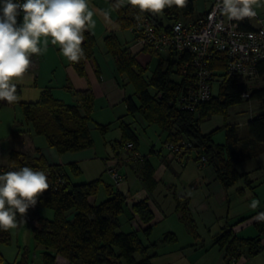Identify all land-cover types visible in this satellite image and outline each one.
Listing matches in <instances>:
<instances>
[{"label": "trees", "instance_id": "trees-1", "mask_svg": "<svg viewBox=\"0 0 264 264\" xmlns=\"http://www.w3.org/2000/svg\"><path fill=\"white\" fill-rule=\"evenodd\" d=\"M110 2L118 15L120 29L132 30L136 41L135 32L140 16L150 21L159 32H171L175 23L193 18L195 14V0H186L183 8L173 5L164 9L165 17L169 21V24L165 25L151 19L147 12H141L137 7L132 5L123 7L120 0ZM84 37L81 45L84 55L78 62L70 61L81 75L85 74L84 64L95 60L96 49V38L90 30H85ZM105 45L116 62L120 80L126 75L129 84H132L135 90L131 97L124 100L128 111L126 116L140 115L149 126H156L165 132L167 149L171 151L168 146L175 148L171 151L174 160L184 159L196 151L194 161L208 165L226 189L233 188L241 180L246 179V175L240 174L237 168L245 160L258 155L257 152H253L252 143L264 145V86L250 90V85L227 78L225 71L228 56L225 53L214 52L209 67L213 71L215 81L220 85L219 94L198 105L195 111L184 110L179 107L177 101L182 92L188 93V87L192 83L190 82L192 75L182 77L184 74L182 66L189 60V55H175L170 51L168 60H164L162 58L164 51L143 47L144 52L159 59L158 66L150 75V68L143 67L137 56L132 55L123 46L116 34L108 35L105 38ZM258 74V78H264V62L260 64ZM22 91V85L16 84L17 97L22 95ZM245 93L250 95L248 99L243 98ZM75 96L76 104L66 103L54 95L52 87H46L38 101L12 103L19 104L22 110L23 119L20 120L19 134L23 137L30 134L44 136L49 147L59 154L77 153L92 148L94 139L91 124L94 121L95 94L88 89L76 91ZM245 101L258 102L261 107V112L249 120L245 135L240 137L237 128L226 126V142L216 144L214 135L217 130L203 134L201 130L203 123L210 121L213 116L228 118L230 108ZM124 117L120 119L119 124L121 140L113 146L118 161L115 168L119 171L124 164L131 163L139 157L137 153L139 137L131 129V124L125 123ZM97 126L105 135L111 124ZM246 140L249 141L246 143L244 142ZM242 142L245 145H242ZM128 144L133 145L132 150H127ZM124 148L133 154L126 160L121 157V152H117L118 149ZM243 148H247L248 151H244ZM36 154L37 156H31L12 150L8 166L0 165V174L29 167L33 170H42L48 176L49 189L41 194L37 204L30 207L25 214L17 213V223L27 221L29 217L26 218V215L29 212L36 217L37 223L32 227L34 238L39 246L50 252L43 255L44 264H57V256L64 257L69 264H154L158 257L159 245L148 241L156 217L149 197L138 201L131 193H122L120 186H117L108 174V169L106 173L112 185L106 183L102 177L87 183H75L73 176L82 173L77 163L69 164V169L63 165L50 164L40 149H36ZM203 158L206 162L202 160ZM140 160L143 184L152 194L159 184L155 178L156 169L147 157ZM58 178H63L66 186L55 185ZM103 185L108 199L101 203H93ZM248 186L254 189L252 182H248ZM41 208L53 210L55 218L48 220L40 216ZM176 210L183 222L190 220L185 197L180 196ZM124 217L128 223H136L138 227L129 232L122 231ZM255 227L259 231L256 238L245 239L230 230L218 236L214 246L224 251L233 261L241 258L243 254L253 257L264 249L261 238L264 235V221H256ZM11 241V229H0V248L9 245ZM176 241L177 235L174 233H168L162 239L163 244H172ZM0 263L9 264L5 262L1 252Z\"/></svg>", "mask_w": 264, "mask_h": 264}, {"label": "rangeland", "instance_id": "rangeland-1", "mask_svg": "<svg viewBox=\"0 0 264 264\" xmlns=\"http://www.w3.org/2000/svg\"><path fill=\"white\" fill-rule=\"evenodd\" d=\"M125 3H128V0H125L124 4ZM257 4L262 7V5H264V0H257ZM147 13L151 19L158 20L165 25L169 24V21L165 17L164 10L161 13H152L150 11H147ZM93 20L95 21V27L91 28V30L96 38L95 50H97V57L101 62L104 71L103 77L105 79L108 76L111 77L110 73L113 72L114 67V60L111 55L107 53L104 40L106 35L111 31L106 29L104 22L97 14L93 15ZM131 36L132 34L128 33V31L119 32V38L123 42L126 39L131 40ZM158 64L159 59L153 57L150 66V75L153 73L154 69H156ZM65 72L64 66L58 62L57 67L55 66V68L52 69L47 68L46 73L38 78L35 84L29 81L22 83V95L18 97L17 101H38L41 91L49 85L55 88L53 93L57 98L66 103L77 101L75 93H73V95L68 90L72 83L70 84V81L66 80ZM122 81L120 80L116 84L114 82L111 83L110 81H105V84L109 86V89H117L114 93L119 99L123 95L126 97L132 96L135 92L133 85L129 84L126 75L122 77ZM120 85L123 87H120ZM263 86L264 78H258L250 84V90L261 88ZM219 91L220 85L216 82L214 85V95L217 96ZM111 94L112 93H109V95ZM109 95L106 94V92L103 95L97 92L95 96L93 118L95 122L100 125L106 126L110 123L112 124L105 135L98 128L91 130L94 139V146L84 151H91L93 159L87 158L85 161L79 163L82 173L79 176H73V180L75 183H84L85 181H94L102 177L106 183L113 184L109 175L106 173V164L110 165L109 167L115 166L117 158L115 157L116 150L113 146L117 141L121 140L122 132L119 124L120 119L125 116V123L129 125L131 124V129L139 137V156L141 159L144 157H147L148 159L151 158L158 170L157 175L160 182L157 191L154 194L156 201L152 200L150 204L160 216H156L155 225L149 238L150 240H148L150 243H158L159 245V250H157V252L160 256L155 259V264H196L198 262V264H206V260L201 262L196 261L197 258L194 255L195 252L192 251L194 248L190 246L191 243L198 240L192 229L200 235L207 236V239L210 238L211 235L208 234L209 230L206 227V224L208 223L206 221L207 215L203 213L201 207L198 209L197 206L198 203H205V189L198 186L193 191L186 186V183H190L189 180L191 177L202 170L199 169V165L194 161L196 151L186 157L182 163L174 160L171 156L173 153L166 147L165 141L167 134L156 126H149L140 115L136 117L126 116L128 113L126 103L119 101L117 102V105H112L108 99ZM260 112L261 107L258 102L245 101L240 105L231 107L228 118L213 116L210 121L201 125V130L203 134H209L217 130L218 132L214 135V141L216 144H223L226 142V126L232 125L237 128L239 136L241 137L248 129L249 120L256 117ZM22 119V110L19 104L14 105L8 104L6 101H0V165L8 166L9 154L12 150L20 151L26 155H32L36 153V148H38L42 151V155L50 164L61 163L62 165L63 163L64 166L69 168L65 161L66 156L80 155L84 152L59 154L55 149L49 147L47 139L44 136L30 134L23 137L19 134L21 128L20 120ZM17 135L19 136L17 137ZM153 150H155V152H153ZM117 152H121V157L124 160L133 155L132 152H127L125 148L123 150L118 149ZM84 154L85 153L81 154V156H84ZM67 158L68 160L71 159V157ZM136 166L138 167V164H136ZM208 170H211V168H205L203 171L207 173ZM120 172L126 177L121 184V192L128 194L129 189H132V193H137L135 196L136 199L137 197L142 198L139 194L140 192L137 190L142 184L137 180L132 169L124 164L121 167ZM164 173H168V176H164ZM171 183H175L177 189L169 193L168 188ZM184 192L191 195L190 206L192 212L194 211L193 215H190V220L188 222H183L180 219V214L176 210L177 201L180 196H183ZM263 192V190H260L259 194L262 195ZM166 196L168 199H166ZM250 198L255 199L254 193L249 195V199ZM106 199H108V196L106 195L105 187L103 185L99 196L96 200H93V203H101ZM188 213H191V211L189 210ZM39 214L48 220H53L55 218L54 211L48 208H41ZM163 215L165 216L164 220L159 221L160 217H163ZM27 217L30 218L31 222L27 220L23 223H17L18 226L11 229V243L9 245H3L0 248V252L4 257L5 262L9 264H44L43 255L45 253H50L45 248L39 246L34 238L32 227L37 223L36 217H34L31 212L26 215V218ZM219 228V225H215L210 228V231L214 233ZM134 229L135 227L128 223L127 219L124 217L121 230L129 232ZM169 232H173L177 235V241L172 244H163L161 238H164V235ZM57 264H69V261L62 256H57Z\"/></svg>", "mask_w": 264, "mask_h": 264}, {"label": "crops", "instance_id": "crops-1", "mask_svg": "<svg viewBox=\"0 0 264 264\" xmlns=\"http://www.w3.org/2000/svg\"><path fill=\"white\" fill-rule=\"evenodd\" d=\"M120 2L123 7L130 5L129 3L124 4L125 0H120ZM214 2L215 0H195V14L193 15V18H196L199 15H202L208 12L211 9ZM89 7L93 11V13L95 12V14H97L101 18V20L104 22L106 26V29L111 31L110 33L106 35V37L110 35L111 33H114L119 37V32H121L122 30L120 29L118 21H117L118 15L116 11L113 9L110 0H89ZM253 8L262 18H264V5L260 7L256 3L255 5H253ZM22 20L23 18L19 16L17 17L18 25L22 23ZM88 30L92 32L91 28ZM127 31L128 33L132 34L131 36L132 39L131 40L126 39L123 42L119 38L121 43L127 50L130 51L132 55L137 56V60L140 62V64L143 67L148 66L150 68L153 57L150 54L143 51L144 48L140 44L137 43L132 33V30H127ZM123 32H126V31H123ZM40 46L43 49V44H41ZM107 53H108V50H107ZM169 55H170V51L168 50L162 52V58L164 60H168ZM30 59H31V66L29 70L24 74L22 78L14 79L13 83L21 85L22 83L29 81L35 84L38 78L42 77V75L46 73L47 68L49 69L55 68V66L57 67V64L59 62L60 64L64 66V69L66 71L65 72L66 80H69L70 84L72 83V85L68 89L72 94L75 93L76 91H84L88 89L92 90L95 96L97 92L102 95L105 92L108 95L109 93H112L111 95L108 96L109 102L112 105H117V102L119 101L124 102V100L128 98L125 95H123L119 99L114 93V91H117V89H114V90L109 89V86L105 84V81H110L111 83L114 82L116 84L118 83V81H120L121 78L118 76L119 74L116 71L117 70L116 62L113 59L114 67H113V72L110 73L111 77L108 76L104 79L103 77L104 71H103L101 62L98 60L97 50H95V60L88 61L84 64L85 74L83 75L80 74L79 70L73 63H71L66 57L63 56L60 50V46L53 45L51 43L50 37L48 38L47 50L46 51L42 50L40 54H33L30 57ZM46 87H52V86L49 85ZM120 87H123V86L120 85ZM52 89L54 91L55 88L52 87ZM76 103L77 101H73L71 104H76ZM97 125L98 123H96L94 120L93 123L91 124V130L97 129L98 128ZM245 134L246 133H244V135ZM247 141L249 140H246L244 142L247 143ZM242 145H245V144L242 142ZM252 145L254 147L253 152L254 151L257 152L258 155L252 159L245 160L237 168L240 174L246 175V179L241 180L237 186L230 188V189H226L223 186V184L217 179L212 169H211L212 171L208 170L207 173L203 171L205 168L210 169V167L208 165H204L201 163L200 164L197 163V164L199 165V169H202V170L197 172L193 177H191V179L189 180L190 181L189 184L186 183V186H188L193 191L198 186L203 187L205 189V195H206L205 203L203 204L198 203L197 206H198V209L201 207L203 213L207 215L206 221L208 223L206 224V227L209 230L208 234H211V235H210V238L207 239V236L200 235L195 230L192 229L193 233L198 239L197 241L191 243L190 245L192 248H194V249L192 248L190 249H192V251L195 252L194 255L197 258L196 261L201 262L203 260L204 261L206 260L205 261L206 264H264V249L262 250V252H260L259 254L253 257H247L245 254H243L241 258L237 259L236 261H233V260H230V258L227 256V254L224 251L214 246V242L216 238L225 231L232 230L236 235H238L239 237L245 238V239H253L259 236V231L255 227V222L257 221L256 217L258 213L264 212V192L262 195L259 194L260 190L264 191V161H263L264 160V145L257 144V143L256 144L252 143ZM243 150L248 151L247 148H243ZM153 152H155V150H153ZM83 153H85L84 156H81V154ZM137 153L139 156L140 155L139 147H138ZM81 154L66 156V159H65L66 164L69 165L72 163H77L78 166L80 167V164H79L80 162L85 161L87 158L93 159V154L91 151H84ZM31 156H37V154L35 153V154H32ZM67 157H71V159L68 160ZM140 159L141 157L139 156L137 157L136 160L132 161L131 163H126V165L132 169V172L134 173L135 177L137 178V180L140 181V184H142V186L137 189L140 192L139 194L140 196H142V198L137 197L136 199L135 196L137 193H132L131 191L132 189H129L128 194L131 193L134 199L138 201L143 200L146 197H149V203H151L152 200L156 201L154 198V194L156 193L158 187L152 194H150L148 190L145 188L143 184V168H142V163ZM184 159L178 158L176 161H179L180 163H182ZM149 160L151 161V163L156 169V166L152 162L151 158ZM117 162L118 161L116 160L115 166L117 165ZM53 164L61 165V163H53ZM136 164H138V167L136 166ZM106 165H107L106 168L108 169L110 165L108 164ZM157 174H158V170L156 169L155 178L156 180L160 182ZM164 176H168V173H164ZM125 179L126 177H124V180ZM87 182H91V181H85L84 183H87ZM248 182L253 183L254 189L248 186ZM121 186L122 185H120V187ZM176 189H177L176 184L171 183L170 187L168 188V191L169 193H171L175 191ZM186 192L183 193V196L185 197L188 203V210L191 211V213H189V216H190V215H193L194 211L192 212L191 206H190L191 195L189 193L187 194ZM253 193L255 195V199L254 198L249 199V195H252ZM166 199H168L167 196H166ZM253 201H258V207L255 209L250 207ZM154 212L157 217L160 216V214H158L156 210H154ZM164 218H165L164 215L163 217L161 216L159 221L164 220ZM243 220L245 221L242 222ZM215 225H219L220 228L216 230L214 233H212L210 231L211 230L210 228L214 227ZM169 233H173V232H169ZM261 238L263 240L262 244L264 246V235L261 236ZM162 239L163 238H161V242H162ZM159 256L160 255L158 253V257ZM154 264H155V260H154Z\"/></svg>", "mask_w": 264, "mask_h": 264}, {"label": "clouds", "instance_id": "clouds-1", "mask_svg": "<svg viewBox=\"0 0 264 264\" xmlns=\"http://www.w3.org/2000/svg\"><path fill=\"white\" fill-rule=\"evenodd\" d=\"M128 3L141 12L161 13L173 5L183 8L186 0H128ZM256 3L257 0H222V10L230 19L242 20L256 15L253 9ZM21 12L23 20L18 25ZM93 15L89 0H0V101L8 104L17 101L13 80L22 78L29 70L33 54L47 50L49 37L53 45L60 46L64 57L78 62L84 55L81 47L84 32L95 27ZM48 189V176L42 170L23 167L0 174V229L16 228L17 213H27ZM250 207L257 208L258 201H253ZM256 219L264 221V212L258 213Z\"/></svg>", "mask_w": 264, "mask_h": 264}, {"label": "built area", "instance_id": "built-area-1", "mask_svg": "<svg viewBox=\"0 0 264 264\" xmlns=\"http://www.w3.org/2000/svg\"><path fill=\"white\" fill-rule=\"evenodd\" d=\"M222 8V0H215L208 12L196 18L178 21L171 32H159L145 17H138L135 36L142 47L155 51L168 50L180 56L189 55V60L182 66V77L192 75V83L188 93L182 92L177 101L184 110L195 111L198 105L213 97L216 81L209 61L214 52L228 56L225 71L227 78L250 85L259 76L260 64L264 62V18L254 10L255 16L234 20ZM18 16L23 18V13ZM249 97L248 93L243 95L244 99ZM168 148L172 151L174 147ZM132 149L133 145L128 144L127 150ZM202 160L206 162L205 158ZM108 174L117 186L124 181L123 175L115 167H109ZM65 184L63 178L55 182L57 186ZM28 221L31 222L30 218ZM132 225L138 227L136 223Z\"/></svg>", "mask_w": 264, "mask_h": 264}]
</instances>
